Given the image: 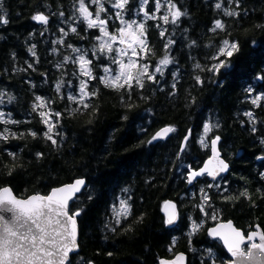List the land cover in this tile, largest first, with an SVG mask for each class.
Segmentation results:
<instances>
[{
	"label": "trees",
	"instance_id": "16d2710c",
	"mask_svg": "<svg viewBox=\"0 0 264 264\" xmlns=\"http://www.w3.org/2000/svg\"><path fill=\"white\" fill-rule=\"evenodd\" d=\"M148 1L152 14L155 0ZM165 1L154 12L157 19H147L139 0H129L119 18L115 0H102L108 11L100 17L111 31L121 19L145 21L147 64L155 67L166 55L171 61L162 75L151 73L155 82L144 77L143 88L134 84L127 91L101 82L107 58L101 53L96 60L92 49L102 33L87 27L79 0H0V105L4 119L15 121L0 123V131L8 130V139H0V187L27 198L87 180L70 208L80 212V250L68 264H159L181 251L188 264H215V255L227 264L228 253L209 238L208 227L233 220L246 234L256 224L264 229V0H168L184 13L175 24L171 16L167 24L159 19ZM85 4L95 16L99 5ZM38 14L48 23L34 20ZM217 20L224 28L213 31ZM225 40L236 42L238 50L219 57L226 66L218 73L210 71ZM74 48L88 51L96 79L82 75L72 59ZM81 80L88 81L89 93H97L87 98V108L67 95L79 90ZM37 97L60 114L49 133L56 144L45 136L40 109L34 110ZM206 124L207 147L200 143ZM165 126L175 131L166 140L153 139ZM216 136L229 173L189 184V172L210 157ZM120 197L131 208L118 218ZM167 200L178 205L174 226L163 212ZM199 221L205 226L190 233Z\"/></svg>",
	"mask_w": 264,
	"mask_h": 264
},
{
	"label": "snow or ice",
	"instance_id": "6c2138e0",
	"mask_svg": "<svg viewBox=\"0 0 264 264\" xmlns=\"http://www.w3.org/2000/svg\"><path fill=\"white\" fill-rule=\"evenodd\" d=\"M91 4L99 5V10L95 13L89 10V7L85 4V0H79V8L81 16L87 21L88 28H98L101 36L96 37L100 41L99 52L109 53L113 52V45L118 41L119 44L125 45L123 48H119V58L112 57V62L118 65V73L112 75V69L110 67H103V72L106 74L102 76L101 82L106 86L114 89H125L131 91L133 85L143 88V78L147 77L148 80L155 82V75L149 74V66L147 64L140 65L138 59H132V57L139 58L140 52H147L146 44V30L143 22L137 24L136 21L126 22L121 19V23L126 26L118 29L117 34H112L108 31V20L101 19L100 13L107 12L102 0H90ZM129 0H115L112 3L114 9H118L115 13L116 17L122 16L123 10L128 5ZM148 0H141V9L147 5ZM239 3V0H237ZM161 0H155V11L159 12L161 7ZM217 8L221 7L220 3L216 4ZM167 13L159 19L167 24L169 23V16H171V23L175 24L179 18L184 15L174 3H167ZM63 15V13H61ZM225 15L233 16L238 13L226 11ZM144 16L147 19H157L155 13L150 14L148 11H144ZM94 17V18H93ZM41 23L47 24L48 17L43 14H38L33 17ZM3 23H7L6 19H3ZM159 27V25H157ZM224 24L217 20L215 22L216 29H223ZM73 32L76 28L71 29ZM63 31V29H61ZM164 35V32H161ZM106 38V39H105ZM169 43H172L169 41ZM238 44L236 42H229L225 40L223 46L219 49L214 60H219L218 64L213 65L210 71L218 73L221 68L226 66L225 60H220V56L231 57L233 52L238 50ZM139 48V51L137 50ZM129 49L131 50V56H129ZM74 52H81V49L74 48ZM128 57L127 63L124 61V57ZM70 59V58H65ZM74 63H79L80 72L82 75L89 77L90 79H96L92 74V70L88 67L92 64V60L86 59V53L81 54L78 60H74ZM171 63L169 57L166 55L159 61V66L155 68L156 73L163 74L161 66H167ZM197 67H200L197 65ZM199 81V77H197ZM88 81L81 80L79 82V91L81 94V101L84 97L91 98L95 96L96 92L89 93L87 91ZM59 90V85H57ZM13 99L9 97V101ZM69 99L76 100V97H69ZM39 104L34 106V110L39 107H44V101L42 98L37 97ZM2 102V100H0ZM253 103H257L253 100ZM84 107L87 108L88 104L85 103ZM40 116L43 122L48 125V132L45 136L53 144L57 141L49 133L52 132L55 124H50L49 119L46 117L49 115L46 112H40ZM4 113L0 112V123H15L4 119ZM55 115L59 116V113ZM251 116V113H247ZM211 130L210 125L204 126L205 133ZM175 131L174 128L166 127L161 129L153 139L158 137H165L168 133ZM8 130L4 129L0 131V139L7 140L8 136L5 134ZM32 136H36L35 132L30 133ZM220 140L219 136H216L211 141L212 157L207 161L204 168L199 171L191 172V179H195L197 176L207 173L215 177L221 172H225L228 169V165L220 159L219 152L217 150V142ZM200 143L207 147L204 140L201 139ZM9 155H14L9 153ZM42 155L40 153L37 154ZM11 175V172H9ZM191 179L189 183H191ZM85 181L83 179H77L71 184L64 185L62 187L53 189L47 196L44 195H32L27 198H18L10 187H0V264H68L69 254L78 250L77 243V223L76 217L80 215L79 211L69 213V201H71L76 193L80 192L84 186ZM127 191V189H125ZM208 197L205 196V200ZM121 211L118 215H127L130 213V206L126 201L121 200ZM175 208V205L166 204L167 207ZM203 211V209H201ZM208 215V213H205ZM174 214H169L168 223L173 222ZM213 220L217 219L215 215L211 217ZM193 230H196L199 226L193 223ZM210 235L220 237L224 244L227 246L228 252L234 258L230 261V264H264V229H259L256 226V230L250 231L247 236L242 230L233 226L231 221L224 224H219L218 227L210 230ZM258 241V242H257ZM247 244L248 250L245 251L244 245ZM111 255V253H109ZM184 257L178 256L177 261H182ZM160 264H168L167 261H161ZM175 264V262H172Z\"/></svg>",
	"mask_w": 264,
	"mask_h": 264
},
{
	"label": "rangeland",
	"instance_id": "374dc122",
	"mask_svg": "<svg viewBox=\"0 0 264 264\" xmlns=\"http://www.w3.org/2000/svg\"><path fill=\"white\" fill-rule=\"evenodd\" d=\"M149 2V1H148ZM139 3H141V0H139ZM167 3H168V0H166L165 1V5H166V7H167ZM148 4V3H147ZM161 4H162V2H161ZM163 5V4H162ZM146 6L147 5H145L144 6V9H141L140 10V13H142L143 15H144V11H147L148 10V7L146 8ZM154 8H155V5H154ZM162 8V7H161ZM161 10V9H160ZM160 10H159V12H160ZM167 11H168V9L166 8V10H165V13L163 14V15H165L166 13H167ZM149 12V11H148ZM154 12H156V11H154ZM153 12V13H154ZM157 13V12H156ZM162 15V16H163ZM144 18V17H143ZM146 18V17H145ZM126 22H131V21H126ZM137 24H139V23H141V22H143V23H145V21L142 19V18H138L137 19ZM126 25L125 24H122L121 22H120V27L118 28V29H120V28H123V27H125ZM118 29H117V31H111V30H109L108 29V31L110 32V33H112V34H117V32H118ZM106 39V38H105ZM99 44H100V41H98L97 42V48H93L92 49V54H94V56H95V59L97 60V59H99V57H100V52H99ZM146 44H147V38H146ZM123 47H125V45H121V44H119V42L117 41L114 45H113V52L111 53V54H109V53H107V52H105V53H103V54H105L106 55V58H107V60L106 59H104V60H106L105 61V63L104 64H102V73H103V75L102 76H105L106 74L103 72V67H105V66H107V67H110L111 69H112V75H116L117 73H118V65H116V64H114L113 62H112V57H117V58H119V53H118V49L119 48H123ZM148 47V46H147ZM138 51H139V48L137 49ZM87 50H81V52H75L76 54H74V55H72V59L73 60H78V57L81 55V54H85L86 53V59H90V60H92V58L90 57V54H87ZM89 52H90V50H89ZM145 55H146V53H144V52H140V56H139V58H137V57H132V59H138V62H139V64L140 65H144V64H147L146 62H145ZM129 56H131V50L129 49ZM127 60H128V57L126 56V57H124V61H125V63H127ZM93 61V60H92ZM77 64H78V66H79V69H80V65H79V63L77 62ZM148 66H149V74H151V73H155V68L157 67V66H159V65H156L155 67H153V66H151V65H149V64H147ZM91 70H92V64L91 65H89L88 66ZM162 67V69H163V71H164V69H165V67L166 66H161ZM69 97H76V100H74L75 102H77L78 103V105L79 106H81V105H83V104H85V103H87V97H84L83 98V100L81 101V94H80V91L78 90V91H76V92H73V91H70V90H68V94H67ZM43 101H44V107H39V109H40V111L41 112H46V113H48L49 115L46 117L47 119H49V123L50 124H56V121H57V119H58V117L59 116H57V115H55L56 114V112H55V110H53L52 109V107H51V105L49 104V102H48V100H46V99H43ZM40 103V102H39ZM38 103V104H39ZM0 112H3L5 115H4V118H6V116H7V113L2 109V107H1V105H0ZM46 126L48 127V125L46 124ZM55 128V127H54ZM54 128H53V130H54ZM52 130V131H53ZM207 134H208V132L207 133H205L204 135H203V140H204V142H205V144H207V143H209V139L207 138ZM189 175V174H188ZM121 200H124V201H126L127 202V204L129 205V201H128V199L127 198H125V197H120V199L117 201V203H116V205H115V208H114V210H115V215L118 217V218H120V216L121 215H118V212H120L121 211V205H120V201ZM130 206V205H129ZM131 208V207H130ZM127 215H129V214H127ZM127 215H125V216H127ZM195 224H197L199 227L196 229V230H193V225L191 226V231H190V233H195V232H199L204 226H205V224H206V221H199V222H194ZM216 258H217V255H215V257L213 258L214 259V263L215 264H220L219 262H217L216 261ZM228 261V260H227Z\"/></svg>",
	"mask_w": 264,
	"mask_h": 264
},
{
	"label": "water",
	"instance_id": "95a60500",
	"mask_svg": "<svg viewBox=\"0 0 264 264\" xmlns=\"http://www.w3.org/2000/svg\"><path fill=\"white\" fill-rule=\"evenodd\" d=\"M166 127H170V126H165V127H163V128H166ZM163 128H160L159 130H157V131L155 132L154 136L156 135L157 132H159V131H160L161 129H163ZM171 133H172V132L168 133L165 137H158V138H156L155 140H156V141H163V140H166V139L171 135ZM216 147H217V150H218V152H219L220 159H222V160L228 165V169H227V171H225V172H221V173H219L218 175H216L215 177H213V176L208 175L207 173H205L204 175L197 176L195 179H191V172H192V171H199V170L203 169L204 166H205V164L207 163V161L212 157V150H211V155H210V157L204 162V164L202 165V167H200L199 169H193V170H191V171L189 172L188 180L191 179V183H190V184H194L197 180L203 178V177L206 176V175H207L211 180L217 181L219 178H221L222 176H225V175H227V174L229 173V171H230V169H231V164H230V163H229V162L223 157V153H222L221 148H220V140L217 142ZM77 179H83V180L85 181V184H84V186L81 188L80 192L76 193L75 197H74L71 201H69V213H70V214H71L70 208H71V204H72V202H73L74 200H76V198H77L79 195H81L82 192H83V191L85 190V188L87 187V180H86L85 178H77ZM77 179H75V180H77ZM75 180H74V181H75ZM74 181H72V182H70V183H67V184H71V183H73ZM67 184H64V185H67ZM64 185H61V186H59V187H62V186H64ZM6 187H10V186H6ZM59 187H55V188H53V189H56V188H59ZM10 188H11V187H10ZM11 189H12V188H11ZM53 189H52V190H53ZM52 190H51V191H52ZM12 191H13V194H15L18 198H21V197H19V196L14 192L13 189H12ZM51 191H50V193H51ZM50 193H49V194H50ZM49 194H47V195H49ZM33 195H36V194H33ZM39 195H44V194H39ZM47 195H44V196H47ZM31 196H32V195H31ZM22 199H23V198H22ZM166 204H169V205H175V208H172V207H170V206L166 208ZM163 212H164L165 215H166V222H167V225H168V226H174V225H176V224L178 223V221H179V209H178V205H177V203H176L175 201H173V200H167V201L165 202V204L163 205ZM170 213L174 214L173 222H172L171 224L168 223V219H169V214H170ZM78 218H79V216L76 217L77 230H78L77 243H78V245H79V239H80V226H79V220H78ZM229 221H231V223L233 224L234 227H236L237 229L242 230V231L244 232V230L241 229V228H239V227L235 224V222H234L233 220H223V221H219V222H217L216 224H214V225L208 227V229H207V234H208L209 238L212 239V240H218V241H220V242L222 243L223 247L225 248L226 252L228 253V255H229V257H230V260L227 262V264H230V261H231L232 259H234V258H233V257L231 256V254L228 252V250H227V246L224 244L223 240H222L220 237L210 235V230L213 229V228L218 227L219 224H222V223L226 224V223H228ZM257 225L259 226V229H263L259 224H256V225L254 226V229H253V230H256V226H257ZM253 230H252V231H253ZM244 233H245V232H244ZM245 236H247L246 233H245ZM257 242H258V241H257ZM245 245H246V244H245ZM245 245H244V246H245ZM79 250H80V245H79V247H78V250H76V251H74V252H72V253L69 254V261H68V263L70 262V260H71V258H72V255L75 254V253H77V252H79ZM245 251H246V250H245ZM181 255L184 257V259H183L182 261H177L176 258H177L178 256H181ZM262 259H264V258H262ZM161 261H167L168 264H172V262H175V264H188L189 256H188V254H187L186 252L181 251V252H178L177 254H175V255H174L173 257H171V258H163V259H161V260L159 261V264H160Z\"/></svg>",
	"mask_w": 264,
	"mask_h": 264
}]
</instances>
